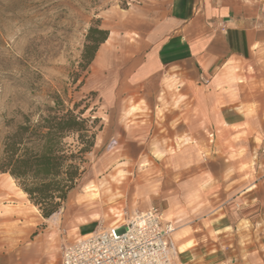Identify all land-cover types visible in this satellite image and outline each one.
I'll return each mask as SVG.
<instances>
[{
	"label": "crops",
	"instance_id": "obj_1",
	"mask_svg": "<svg viewBox=\"0 0 264 264\" xmlns=\"http://www.w3.org/2000/svg\"><path fill=\"white\" fill-rule=\"evenodd\" d=\"M100 26L108 38L89 65L87 81H98L99 93L114 98L116 115L104 120L92 152L98 138L105 144L111 140L118 162L158 166L147 175L169 178L168 193L186 184V198L176 202L166 197L169 203L162 211L175 226L173 264H264V177L239 191L243 198L235 196L225 206L232 209L230 214L206 220L196 210L195 216L188 211L197 207L196 196L202 193L199 151L208 145V134L218 141L215 132L226 133L233 139L231 148L247 150L258 138L264 152V0H149L108 11ZM169 147L174 151L166 152ZM226 156L246 166L252 161L250 151L238 158ZM156 185L154 180L147 185L136 180L130 208L142 194H154ZM149 198L150 205L154 197ZM98 218V213H89L72 219L67 235L75 238L65 246L87 235L83 224ZM60 221L55 220L57 227ZM1 248L0 264H18V256ZM19 256L60 264V255L46 250Z\"/></svg>",
	"mask_w": 264,
	"mask_h": 264
},
{
	"label": "rangeland",
	"instance_id": "obj_2",
	"mask_svg": "<svg viewBox=\"0 0 264 264\" xmlns=\"http://www.w3.org/2000/svg\"><path fill=\"white\" fill-rule=\"evenodd\" d=\"M148 1L0 0V153L2 139L12 124L20 122L21 116H29L35 122L39 115L45 114L46 108L54 106L56 98L66 108H72L73 104H79L78 110L86 108L84 117H89L93 111L91 119L98 118L101 125L104 120L110 122L114 119V98L99 93L102 84L98 81H87L89 68L87 74L79 69L85 36L88 28L97 21L100 23L101 17L108 11L124 10ZM75 76L76 82L73 83ZM82 79L83 85L79 87ZM239 82L242 83V80ZM215 134L218 141H212L208 134V145L202 146L199 151V162L204 172L202 193L196 196L197 207L188 210L194 216L196 210V216L202 215L206 220L221 218L233 212L225 206L233 202L235 196L243 198L239 191L264 177L260 165L264 152L258 138L247 150L248 147L243 149L241 145L231 148L228 142L232 143L233 139L228 134L221 131ZM238 137L234 139L236 142ZM174 149L166 148V152H173ZM248 151L252 161L247 166L241 160H228L226 156L228 152L238 158L237 155L242 157ZM86 162L83 177L68 195L59 215L51 221L40 216L37 208L15 182L9 180L8 175L0 174V249L3 245L12 255L18 256V264L42 263L40 257L19 256L27 250H46L57 253L59 258V245L62 248L65 241L75 238V235H67V229L74 218L82 219L89 213L99 214L97 220L83 224L89 235L111 227L114 223L124 224L129 217L151 207L164 211V206L169 203L166 197H172L171 201L177 202L188 195L183 192L186 189L185 183L180 187L181 191L179 187H174V192L168 193L170 187L165 182H169V178L161 175L148 177L147 170L158 168L152 162L144 161L140 166L133 167L130 162H118V148L111 140L105 144L98 138L97 147L86 156ZM179 179L176 178L177 182ZM136 180L142 181L144 185L154 180L158 185L154 194H142L139 204H134L131 209L129 201L136 199L133 193ZM151 195L154 200L149 205ZM238 200L235 201V212L241 209ZM143 204H148L147 208L140 209ZM18 211L23 215L19 219L16 218ZM179 212L181 214L185 210ZM8 217L13 219L2 221ZM56 219L61 220L58 227L54 223Z\"/></svg>",
	"mask_w": 264,
	"mask_h": 264
},
{
	"label": "trees",
	"instance_id": "obj_3",
	"mask_svg": "<svg viewBox=\"0 0 264 264\" xmlns=\"http://www.w3.org/2000/svg\"><path fill=\"white\" fill-rule=\"evenodd\" d=\"M107 38L108 31L98 21L88 28L78 65L82 73H88ZM82 85L83 79L79 87ZM78 109L79 104L66 108L56 98L54 106L46 108L35 122L21 116L1 142L0 174L15 182L44 220L57 213L77 187L85 173L86 156L102 129L98 118L91 119L93 111L84 117L87 109Z\"/></svg>",
	"mask_w": 264,
	"mask_h": 264
},
{
	"label": "built area",
	"instance_id": "obj_4",
	"mask_svg": "<svg viewBox=\"0 0 264 264\" xmlns=\"http://www.w3.org/2000/svg\"><path fill=\"white\" fill-rule=\"evenodd\" d=\"M174 223L157 207L83 236L60 250V264H173Z\"/></svg>",
	"mask_w": 264,
	"mask_h": 264
},
{
	"label": "bare ground",
	"instance_id": "obj_5",
	"mask_svg": "<svg viewBox=\"0 0 264 264\" xmlns=\"http://www.w3.org/2000/svg\"><path fill=\"white\" fill-rule=\"evenodd\" d=\"M8 178H9V180H10L11 182H13L12 179H11L10 177H8ZM1 188H2V187H1ZM0 198H1V197H0ZM10 198H11V197H10ZM3 200H5V199H3ZM8 200H9V198H8ZM1 202H2V201H1ZM10 208H11V207H10ZM22 208H23V207H22ZM8 209H9V208H8ZM24 209H25V208H24ZM20 210H23V209H21V207H20ZM26 211H27V210H26ZM14 213H15V212H14ZM24 214H25V216H27L26 213H24ZM16 215H17L16 218H18V219H19V217H22V216H23V215L21 214L20 211L16 212ZM28 215H30V214H28ZM16 218H15V219H16ZM27 218H28V217H27ZM11 219H13V218H12V217H8V218H6V219L4 218L2 221H3V222H9ZM28 221H29V220H28ZM16 222H17V221H16ZM29 222H30V221H29ZM20 223H21V222H20ZM24 224H25V223H24ZM16 225H17V224H16Z\"/></svg>",
	"mask_w": 264,
	"mask_h": 264
}]
</instances>
